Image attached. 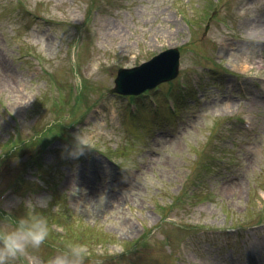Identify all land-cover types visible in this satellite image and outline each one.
<instances>
[{
	"label": "rangeland",
	"instance_id": "rangeland-1",
	"mask_svg": "<svg viewBox=\"0 0 264 264\" xmlns=\"http://www.w3.org/2000/svg\"><path fill=\"white\" fill-rule=\"evenodd\" d=\"M252 24L264 0H0V224L48 201L47 240L12 264L71 243L85 264H264ZM174 47V80L110 93L120 68Z\"/></svg>",
	"mask_w": 264,
	"mask_h": 264
},
{
	"label": "clouds",
	"instance_id": "clouds-1",
	"mask_svg": "<svg viewBox=\"0 0 264 264\" xmlns=\"http://www.w3.org/2000/svg\"><path fill=\"white\" fill-rule=\"evenodd\" d=\"M22 203L26 209L23 216L8 215L4 217L6 223L0 224V264H12L29 249H39L49 236L48 218L40 211L48 204L47 199L29 197ZM87 256L85 244L71 243L62 250L58 249L48 264H85Z\"/></svg>",
	"mask_w": 264,
	"mask_h": 264
},
{
	"label": "water",
	"instance_id": "water-1",
	"mask_svg": "<svg viewBox=\"0 0 264 264\" xmlns=\"http://www.w3.org/2000/svg\"><path fill=\"white\" fill-rule=\"evenodd\" d=\"M179 57V50L173 48L140 67L120 69L112 92L137 95L159 83L172 80L178 73Z\"/></svg>",
	"mask_w": 264,
	"mask_h": 264
},
{
	"label": "bare ground",
	"instance_id": "bare-ground-1",
	"mask_svg": "<svg viewBox=\"0 0 264 264\" xmlns=\"http://www.w3.org/2000/svg\"><path fill=\"white\" fill-rule=\"evenodd\" d=\"M257 26V25H256ZM252 24V26L248 27V30H252L255 33V37L259 40H264V28L261 26V30Z\"/></svg>",
	"mask_w": 264,
	"mask_h": 264
}]
</instances>
